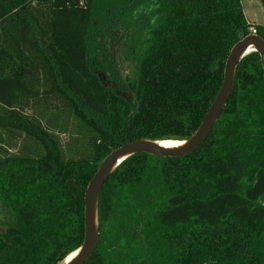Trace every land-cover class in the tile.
<instances>
[{
	"label": "trees",
	"instance_id": "16d2710c",
	"mask_svg": "<svg viewBox=\"0 0 264 264\" xmlns=\"http://www.w3.org/2000/svg\"><path fill=\"white\" fill-rule=\"evenodd\" d=\"M252 27L264 38L242 0H0V264H60L81 248L86 189L103 160L127 142L192 137ZM122 60L136 63L130 98L104 79L122 75ZM98 217L83 264H264L257 51L238 63L205 143L126 158Z\"/></svg>",
	"mask_w": 264,
	"mask_h": 264
},
{
	"label": "water",
	"instance_id": "95a60500",
	"mask_svg": "<svg viewBox=\"0 0 264 264\" xmlns=\"http://www.w3.org/2000/svg\"><path fill=\"white\" fill-rule=\"evenodd\" d=\"M254 48L253 50H250ZM252 51H257L261 57L264 69V38L257 33H250L239 40L232 48L226 61L224 80L219 92L212 102L204 120L199 128L189 139L187 146L179 149L163 148L158 140L139 139L127 142L114 149L102 162L98 171L91 179L85 195V240L79 256L70 264H83L94 252L98 245L99 217L98 204L99 195L106 179L111 173L129 156L144 152L155 156H184L202 146L209 138L216 122L222 114L234 88L235 72L238 63L244 56ZM162 140V139H160ZM168 140V139H166ZM179 140V139H173ZM61 264V263H60Z\"/></svg>",
	"mask_w": 264,
	"mask_h": 264
},
{
	"label": "rangeland",
	"instance_id": "374dc122",
	"mask_svg": "<svg viewBox=\"0 0 264 264\" xmlns=\"http://www.w3.org/2000/svg\"><path fill=\"white\" fill-rule=\"evenodd\" d=\"M243 3V8H244V12L245 15L248 19V21L251 24H256V25H264V0H242ZM133 28L126 30L125 33H132ZM125 36V34H124ZM97 37V36H96ZM93 37L94 39L91 40L90 45H89V51L92 52L93 55L96 54V52L98 51V38ZM124 38H128V36L126 35ZM123 39L120 41V44L122 43ZM108 49H111L110 46H108ZM125 54V53H124ZM120 56L123 57V52L121 51L119 53ZM123 61V60H122ZM123 69H122V75L120 72L119 78L115 81H110L109 79H107L104 76L105 81H107V83L109 82L110 84H113L114 86H116V88L125 95V97H131L129 94V91L126 89H124L125 84H127V81L131 82V80L133 79V74L135 73V66L136 63H134L131 60H124L122 63ZM127 75L130 76V79L127 78ZM122 76V77H121ZM123 88V89H120ZM132 100V99H131ZM74 126V124H73ZM71 127V126H70ZM72 130H74V127H71ZM68 135H63V138L65 141L70 140L67 139ZM80 136V135H79ZM69 138V136H68ZM76 142V141H75ZM78 142H81L80 140H78ZM77 143V142H76ZM14 150V149H13ZM2 209L0 207V229H4V217L2 214Z\"/></svg>",
	"mask_w": 264,
	"mask_h": 264
},
{
	"label": "bare ground",
	"instance_id": "6f19581e",
	"mask_svg": "<svg viewBox=\"0 0 264 264\" xmlns=\"http://www.w3.org/2000/svg\"><path fill=\"white\" fill-rule=\"evenodd\" d=\"M253 49L254 48H251L250 50ZM157 142L160 143V145L166 149L184 148L189 143V141L187 140H173V139H168V140L162 139V140H158ZM80 252H81L80 248L73 251L63 260V262H61V264H70L79 256Z\"/></svg>",
	"mask_w": 264,
	"mask_h": 264
},
{
	"label": "built area",
	"instance_id": "2783aa9c",
	"mask_svg": "<svg viewBox=\"0 0 264 264\" xmlns=\"http://www.w3.org/2000/svg\"><path fill=\"white\" fill-rule=\"evenodd\" d=\"M84 3V0H81V4H83ZM251 29V31L253 32V33H256V30L252 27V28H250Z\"/></svg>",
	"mask_w": 264,
	"mask_h": 264
}]
</instances>
